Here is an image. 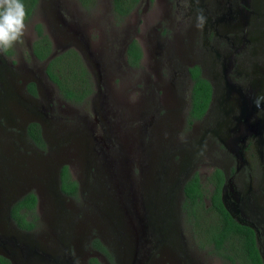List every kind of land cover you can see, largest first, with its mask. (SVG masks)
<instances>
[{
    "label": "rangeland",
    "instance_id": "rangeland-1",
    "mask_svg": "<svg viewBox=\"0 0 264 264\" xmlns=\"http://www.w3.org/2000/svg\"><path fill=\"white\" fill-rule=\"evenodd\" d=\"M169 1L140 0L117 20L110 0H93L87 8L78 0H38L22 41L0 52V217L10 197L32 190L40 221L34 238L47 250L63 236L74 257L93 253L105 264H228L199 245L193 231L179 227L178 211L162 213L166 193L154 190L164 179L170 185L179 171L206 170L210 163L196 141L201 129L195 134L177 121L179 93L172 92L162 64L171 49L181 51L174 46L182 33L176 35L178 17ZM36 22L51 53L65 46L77 52L92 81L83 101H65L44 73L47 58L32 55ZM129 38L147 48L136 67L124 61ZM262 42L264 49V36ZM30 81L35 94L27 89ZM30 121L40 126L43 148L25 133ZM61 163L77 177L76 198L55 191ZM94 237L108 256L91 246Z\"/></svg>",
    "mask_w": 264,
    "mask_h": 264
},
{
    "label": "flooded vegetation",
    "instance_id": "flooded-vegetation-1",
    "mask_svg": "<svg viewBox=\"0 0 264 264\" xmlns=\"http://www.w3.org/2000/svg\"><path fill=\"white\" fill-rule=\"evenodd\" d=\"M197 8L203 9L207 17L202 29L196 27ZM168 9L178 17L174 21L176 35L182 33L180 42H174V46L181 51L171 49L168 61L162 63L167 80L171 81L172 92L180 95L175 98V107L178 105L181 110L177 121L183 122L186 131L196 134L201 129L196 141L200 148L205 149L206 160L210 163L206 170L201 165L199 170L198 166H194L189 172L179 171L170 185L165 179L156 183L159 189L154 190L162 188L161 193L167 196L159 208L162 213L171 209L178 211L179 227L186 226L191 233L194 229L193 234L199 238V231L195 230L205 227L204 221L216 215L209 207L203 214L204 219L197 221L192 215L187 219L182 209V186L195 172L203 191L204 206L208 208L211 202L205 194H209L215 186L217 179L213 170L217 168L221 178L218 189L220 202L231 218L253 230L264 264V172L261 171L264 162V112L258 111L252 104V98L264 91V0H174L169 1ZM168 18L172 24V19ZM73 38V34L68 36L69 40ZM127 42L124 45V61L136 67L142 62L147 48L138 45V61L130 64L125 54ZM200 90V102L196 103L194 99ZM95 143L99 152L101 144L98 139ZM168 143L164 142V145L169 146ZM182 143L190 147L187 136L182 138ZM62 164L67 166L70 178L76 181L77 192L80 193L77 177L70 173L66 163L60 166ZM168 195L174 197L171 205L169 199L167 204ZM60 254L70 258L72 264L76 259L67 248ZM90 256L98 259L96 254L89 253L86 259L78 258L79 264H88Z\"/></svg>",
    "mask_w": 264,
    "mask_h": 264
},
{
    "label": "trees",
    "instance_id": "trees-1",
    "mask_svg": "<svg viewBox=\"0 0 264 264\" xmlns=\"http://www.w3.org/2000/svg\"><path fill=\"white\" fill-rule=\"evenodd\" d=\"M93 0H78L85 8L92 5ZM25 5L27 16L30 17L35 9L38 0H22ZM111 9L117 18L122 19L137 4L138 0H110ZM25 20V21H26ZM35 38L30 43V51L39 60L47 58L44 71L48 78L53 81L63 99L72 103H79L92 91V81L87 69L82 65L77 52L73 48H66L58 53H51V42L47 34L43 31L39 22L34 23ZM6 53L8 51H4ZM126 60L130 64H136L140 55V49L134 38H131L125 49ZM74 60V61H73ZM199 80H202L199 78ZM202 87V86H201ZM27 89L35 94V84L33 81L27 83ZM206 92V91H205ZM195 102H200L202 90L197 92ZM206 101V98L203 99ZM25 133L31 142L39 148L44 147V141L40 132V126L36 121H30L25 126ZM215 186L209 194H205L210 199L211 205L206 208L202 200L203 191L199 187L198 176L194 172L183 183L182 209L186 213L187 219L190 215L196 218H203L204 212L209 207L214 210L215 217H209L204 221L205 227L197 228L199 231L198 244L206 246L207 251L213 253L228 264H262L260 254L255 244L253 230L243 226L229 216L220 202L218 189L220 183V171L215 168ZM59 189L62 194L77 197V185L74 179L70 178L67 166L62 164L58 171ZM13 224L21 230H36L40 221L36 211V195L32 190L26 191L17 198L9 209ZM204 219V218H203ZM194 231V229H192ZM92 247L109 255L106 247L101 241L94 237L91 239ZM88 264H103L98 259L90 256ZM0 264H11L8 258L0 254Z\"/></svg>",
    "mask_w": 264,
    "mask_h": 264
},
{
    "label": "water",
    "instance_id": "water-1",
    "mask_svg": "<svg viewBox=\"0 0 264 264\" xmlns=\"http://www.w3.org/2000/svg\"><path fill=\"white\" fill-rule=\"evenodd\" d=\"M230 149L233 151L232 148ZM59 166L55 174V191L58 195H62L58 181ZM24 193L20 192L10 197L2 209L0 217V254L8 258L11 264H72L70 258L62 257L60 254L65 252V242L61 241L65 237L59 236L60 244L57 245V248L47 250L44 248L45 246L35 241L33 231L21 230L13 224L9 213L10 205ZM59 220L58 225H60Z\"/></svg>",
    "mask_w": 264,
    "mask_h": 264
},
{
    "label": "clouds",
    "instance_id": "clouds-1",
    "mask_svg": "<svg viewBox=\"0 0 264 264\" xmlns=\"http://www.w3.org/2000/svg\"><path fill=\"white\" fill-rule=\"evenodd\" d=\"M26 16L22 0H0V52L8 51L22 41L27 30ZM195 20L199 29L206 25L207 17L203 9L197 8ZM252 104L258 111L264 112V91L252 98ZM73 264H79V259H74Z\"/></svg>",
    "mask_w": 264,
    "mask_h": 264
}]
</instances>
